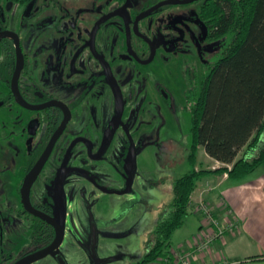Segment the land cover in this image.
<instances>
[{"label": "flooded vegetation", "instance_id": "af4514ba", "mask_svg": "<svg viewBox=\"0 0 264 264\" xmlns=\"http://www.w3.org/2000/svg\"><path fill=\"white\" fill-rule=\"evenodd\" d=\"M190 1L0 0L1 264L44 249L35 234L54 232L24 203L26 180L53 141L28 188L32 211L53 217L58 188L68 206L70 191L102 199L126 191L128 166L143 146L141 104L156 93L171 104L158 65L215 43L214 17L228 0ZM192 70L184 74L185 103L199 78ZM151 76L156 93H144Z\"/></svg>", "mask_w": 264, "mask_h": 264}, {"label": "rangeland", "instance_id": "374dc122", "mask_svg": "<svg viewBox=\"0 0 264 264\" xmlns=\"http://www.w3.org/2000/svg\"><path fill=\"white\" fill-rule=\"evenodd\" d=\"M199 50L204 55L206 53L207 59L214 58L220 52V44L208 43L200 46ZM201 53L198 56V52L195 54L191 49L186 55L176 58L165 67L161 63L158 65V71L155 72L159 86L163 85L173 94L169 105L155 92L158 84L156 85L154 77H149L150 81L144 79L147 88H144L143 92L149 88L156 94L141 104L143 146L136 150L132 189L121 197L108 195L103 199L98 195L92 198L70 191L68 229L74 231L77 226L76 216L80 215L83 224L78 227L76 240L70 235L66 237L61 249V257L65 264H93L90 253L93 244L92 222L99 223L95 255L102 264H139L143 261L153 233L174 203L175 181L192 169L189 163L192 146L191 117L183 111L184 95L189 86L184 74L187 69H194L192 72H197L201 79L207 62L201 57L204 56ZM133 106L128 109L127 116ZM195 167L197 171H214L218 164L200 148ZM200 182L201 180L198 183ZM222 200L225 202L223 198ZM201 201L206 200L201 198L193 206L196 212ZM87 208L90 210L89 214L86 213ZM101 216L104 217L103 220H98L97 218ZM194 220L192 215L187 217V223H193ZM20 242L21 249L22 243L26 244L27 241L23 242L21 238ZM1 257L0 250V264L3 261ZM164 258L158 260L159 264H164L162 260H169L167 257ZM170 262L174 263L169 260L168 264ZM36 264L60 262L57 257L51 256Z\"/></svg>", "mask_w": 264, "mask_h": 264}, {"label": "trees", "instance_id": "16d2710c", "mask_svg": "<svg viewBox=\"0 0 264 264\" xmlns=\"http://www.w3.org/2000/svg\"><path fill=\"white\" fill-rule=\"evenodd\" d=\"M213 21L219 54L206 64L201 79L194 80L184 111L190 114L191 170L175 181L174 203L160 220L148 252L139 264L168 256L172 237L187 217L191 197L200 180L228 175L240 182L264 166V0H228ZM225 167L196 170L199 149ZM40 233V232H39ZM36 242L48 247L54 232Z\"/></svg>", "mask_w": 264, "mask_h": 264}, {"label": "crops", "instance_id": "0c3cea01", "mask_svg": "<svg viewBox=\"0 0 264 264\" xmlns=\"http://www.w3.org/2000/svg\"><path fill=\"white\" fill-rule=\"evenodd\" d=\"M215 163L217 169L225 167ZM201 198L216 205V215L220 218L225 216L220 205L223 198L240 223L236 235L228 236L224 243L216 242L202 255L195 248V239L204 229V217L193 207ZM190 215L194 222L187 223L186 219L172 237L169 260L175 251H185L192 256L190 264H264V166L240 182L230 181L228 175L203 178L191 197Z\"/></svg>", "mask_w": 264, "mask_h": 264}, {"label": "water", "instance_id": "95a60500", "mask_svg": "<svg viewBox=\"0 0 264 264\" xmlns=\"http://www.w3.org/2000/svg\"><path fill=\"white\" fill-rule=\"evenodd\" d=\"M190 2H193V0ZM120 107H121V112L123 113V110H124L123 104H121ZM53 144H54V141L51 143L50 147L47 149V151L42 156V158L40 159V161L37 164V166L35 167V169L32 171V173L29 175V177L26 180V185L28 187L26 189V193H25L26 197L24 198V203L26 204L29 212H31L35 216L39 217L40 219L44 220L50 226L53 227L54 232H55V239L48 247H46V248H44L38 252H35L33 254L28 255L25 258L17 261L14 264H36V263H39V262H41V261H43V260H45L51 256H53L55 258L57 257V260L60 262V264H65L63 262L64 260L61 257L62 256L61 249L64 245L66 237L70 235L72 238H74L76 240L77 235L79 233L78 227L80 224H83L80 221V215L76 216L75 222H76L77 226H75L74 231H69V229H68V224H69L68 202L66 200V196H65L64 190L62 188L61 189L58 188L59 190L56 191V195H57L55 197L56 210H55V215L53 217H48L42 213L34 212L29 207V204L27 201L28 188H30L33 185V183L37 180L42 168L45 166L46 161L48 160V158L50 157V155L52 153ZM135 168H136V157L133 156L131 159V165L128 166V170H127L128 182H127L126 191L123 192L122 194H125L132 189V185H133V181H134L133 172H134ZM87 211L88 212H86V213L89 214V211H90L89 208H87ZM103 218L104 217L101 216V217H98L97 219L103 220ZM98 220H96V221H98ZM98 224L99 223H97V222H95V223L92 222V224H91L93 244H92V247L90 249V253H91L93 264H102V261L100 259H98V257H96V255H95V251H96L95 247L97 245L98 233H99V231L97 230ZM80 226H82V225H80Z\"/></svg>", "mask_w": 264, "mask_h": 264}, {"label": "built area", "instance_id": "2783aa9c", "mask_svg": "<svg viewBox=\"0 0 264 264\" xmlns=\"http://www.w3.org/2000/svg\"><path fill=\"white\" fill-rule=\"evenodd\" d=\"M220 205L225 211V216L222 218L216 215L217 207L212 203L201 201L197 208V213H200L204 217L205 224L204 229L195 239V248L201 255L209 251L216 242L221 241L224 243L228 236L236 235L240 228L238 219L234 216L228 205L223 200L220 201ZM191 259V254L185 251H175L172 261L175 264H190ZM163 262L164 264H168L169 260H162Z\"/></svg>", "mask_w": 264, "mask_h": 264}]
</instances>
